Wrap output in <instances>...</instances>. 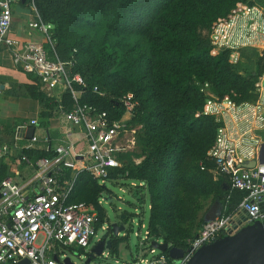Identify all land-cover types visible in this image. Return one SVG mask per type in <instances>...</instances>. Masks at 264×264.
Here are the masks:
<instances>
[{"label": "trees", "instance_id": "1", "mask_svg": "<svg viewBox=\"0 0 264 264\" xmlns=\"http://www.w3.org/2000/svg\"><path fill=\"white\" fill-rule=\"evenodd\" d=\"M34 1L44 21L54 25L59 57L68 60L74 55V70L86 79L82 103L114 111L118 118L125 112L120 97L132 92L138 101L131 123L141 126L140 150L121 154L126 162L109 180L130 179L138 183L136 189L148 193L150 238L184 248L207 222L213 206H218V215L234 213L245 193L232 188L225 177L215 180L210 171L215 165L208 152L224 123L206 113V107L214 98H228L236 105L256 99L264 51L253 70L243 75L231 61L233 48L213 53L212 34L241 4L264 10V0ZM96 85L104 96L93 92ZM25 88L39 101L38 123L45 128L50 119L61 117L60 105L74 106L69 92L48 96L38 85ZM25 153L34 160L51 155L37 149ZM8 174L9 166L1 161L0 182ZM104 188L83 171L71 197L93 204L100 216L98 226L106 219L99 203ZM208 199L212 203L206 209ZM123 241L113 236L111 251L118 253Z\"/></svg>", "mask_w": 264, "mask_h": 264}, {"label": "built area", "instance_id": "2", "mask_svg": "<svg viewBox=\"0 0 264 264\" xmlns=\"http://www.w3.org/2000/svg\"><path fill=\"white\" fill-rule=\"evenodd\" d=\"M17 2L19 0H0V52L4 49L9 51L15 67L31 75L34 83L48 96L69 92L74 106L67 109L64 104L60 105L61 114L71 125L60 139L49 133L39 134L36 128L33 136L26 138L32 125L26 121L19 124L14 132L13 144L22 152L18 161H12L9 157L11 145L0 142V163L4 160L10 169L23 163L32 171L24 183L16 182L11 177L0 182V264H20L23 260H27L28 264H66L63 259L56 258L63 248L77 247L88 251L98 229H108L104 226L105 222L98 226L100 216L93 204L71 201L78 175L85 171L106 185L113 172L124 166L126 160L121 158V154L136 147L137 129L131 120L138 101L132 92L120 97L125 112L118 118H115L114 111L82 103L86 79L75 72L74 55L68 60L59 57L53 36L54 25L44 21L34 0L28 3L35 13V18L29 23L30 30L38 31L47 39L55 56H50L44 41L25 42L14 34L13 5ZM242 6L232 16L238 15ZM249 11L252 9L243 12L250 15ZM224 23L221 21L214 28L213 53L230 47ZM259 79L257 91L264 87L263 78ZM59 87L63 88V92L57 90ZM93 92L105 95L97 85ZM223 101L236 106L228 98H214L208 101L206 113L215 115ZM77 131L80 137L74 138ZM219 131L221 134L208 152V160L215 165L210 171L215 178L225 177L232 188L245 193L238 209L204 223L193 238L186 240L184 256L180 259H172L167 252L153 246L154 240L150 238L147 228L145 239L152 246V257L142 258L134 264H186L202 246L234 234L256 220L264 221V163L249 166L238 147L223 137V129ZM83 142L87 148L81 150ZM36 149L51 155L34 160L25 153L26 150ZM202 168H205L204 165ZM155 241L164 242L159 239Z\"/></svg>", "mask_w": 264, "mask_h": 264}, {"label": "crops", "instance_id": "3", "mask_svg": "<svg viewBox=\"0 0 264 264\" xmlns=\"http://www.w3.org/2000/svg\"><path fill=\"white\" fill-rule=\"evenodd\" d=\"M24 3L22 0H19V2L13 5L14 34L18 35L25 42H42V35L38 31L30 30L29 23L35 18V13L31 10L28 3ZM241 8L242 11L235 17L232 16L230 20L225 21L223 26L234 30L233 35L229 38L230 47L234 49L232 54L233 58H231V60L233 59L232 62L238 65L243 75H248L253 70L258 57L264 51V10L259 6L247 7L244 4ZM248 9H252V11H249L250 15L244 16L246 12L243 11H247ZM246 29H249L250 32L245 33L247 31ZM251 31H254V33ZM248 33L254 34L255 39L246 37ZM260 78L264 80V74ZM26 84L36 85L31 75L15 67L13 57L9 51L2 50L0 52V142L11 145L12 148L9 157L12 161L20 160L22 154L13 145L15 142L14 132L16 127L26 121L32 127H35L37 131L36 124H33V122H39L40 103L38 100L29 96L25 88ZM257 93L258 96L256 99L247 101L241 105H236L235 107L231 106L227 101H223V105L218 107V112L215 114L217 119L224 123L221 127L223 129V137L229 143H233L238 147L247 159L249 166L258 164L260 147L264 142V87L260 91H257ZM6 127L13 128V133H8L5 129ZM70 128L71 125L61 114V118L50 119V126L48 128L44 127V132L41 134L49 133L52 137L60 139ZM219 134H221L220 131ZM79 137L80 132H75L74 138ZM138 159L140 158H134V161L139 163L141 159L139 161ZM3 162L5 163L4 160ZM21 166L22 168H26L25 164L20 163L13 169L9 168L8 174V177H11L12 180L19 183L18 175H20L19 169ZM220 177H214V179L218 180ZM110 198L111 196L108 199ZM118 223L123 224L121 222ZM109 251L113 253L111 248ZM63 256L68 257L65 254ZM58 258L63 259L61 254Z\"/></svg>", "mask_w": 264, "mask_h": 264}, {"label": "rangeland", "instance_id": "4", "mask_svg": "<svg viewBox=\"0 0 264 264\" xmlns=\"http://www.w3.org/2000/svg\"><path fill=\"white\" fill-rule=\"evenodd\" d=\"M246 15L248 14L245 13L244 16ZM249 29H246L247 31H245V33L250 32ZM227 32L229 33V38H231L234 30H232V28H227L226 34ZM252 33H254V31ZM246 37H252V39H255L254 34L250 33H248ZM43 41L45 42V46L48 49L50 56L53 58L55 55L50 44L45 37H43ZM57 90L63 92L62 87H59ZM35 126L37 127V132L39 134L44 132V127H41L38 122H36ZM140 127L141 126L136 125V147L134 150L138 151L140 150V146L138 145V139L140 136L139 132L142 131L140 130ZM86 148L87 144L83 142V146L80 149L82 150ZM19 170L20 175H18V177L20 183L26 181L32 175V171H29L25 167L22 168L21 166ZM133 183L138 184L135 181L125 178L106 181L107 189L104 188V192L101 194L100 198L101 205L105 208L107 213V220L105 221L104 226L107 228L113 222L123 223L125 225V230L121 231L119 236L123 237L124 241L120 243L118 253H109V249L106 248L105 253L94 257L90 264H134L142 258L152 257V253L150 251L152 246L150 245V242L145 239L150 218V201L148 193L145 192L144 189H136V186H134ZM142 195H145V199L141 198ZM110 196L111 198L108 199ZM211 203V199L206 201V209L211 205ZM123 215H126L127 218L125 219ZM143 224L144 226H142ZM108 232V229L100 227L98 229L97 236L94 238L89 249ZM159 240L163 241L162 238ZM38 241H40V239ZM63 252L64 253H61V257L63 259L65 258L63 256L65 254L77 264H81L87 259V253H80L77 247L65 248ZM138 257L139 259H137ZM117 260L119 262H116Z\"/></svg>", "mask_w": 264, "mask_h": 264}, {"label": "water", "instance_id": "5", "mask_svg": "<svg viewBox=\"0 0 264 264\" xmlns=\"http://www.w3.org/2000/svg\"><path fill=\"white\" fill-rule=\"evenodd\" d=\"M34 132L35 127H30L26 138H31ZM258 163H264V142L260 147ZM217 210V205L212 207L207 215V221L218 216ZM123 230H125L124 224L118 222L110 224L109 232L93 244L87 252H84L87 253V259L81 264H90L94 257L102 255L106 248L110 249L113 236L118 237ZM152 244L161 251L167 252L172 259H180L184 256V249L181 247H169V243H159L155 240ZM63 262L77 264L70 257H65ZM20 264H28V261L23 260ZM186 264H264V221L256 220L243 226L234 234L226 235L202 246Z\"/></svg>", "mask_w": 264, "mask_h": 264}, {"label": "flooded vegetation", "instance_id": "6", "mask_svg": "<svg viewBox=\"0 0 264 264\" xmlns=\"http://www.w3.org/2000/svg\"><path fill=\"white\" fill-rule=\"evenodd\" d=\"M96 243V242H95Z\"/></svg>", "mask_w": 264, "mask_h": 264}]
</instances>
